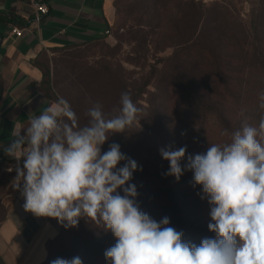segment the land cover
Returning a JSON list of instances; mask_svg holds the SVG:
<instances>
[{
  "label": "clouds",
  "instance_id": "9594fccd",
  "mask_svg": "<svg viewBox=\"0 0 264 264\" xmlns=\"http://www.w3.org/2000/svg\"><path fill=\"white\" fill-rule=\"evenodd\" d=\"M260 99L264 109V93ZM113 111L117 114L106 118L95 104L86 112L88 123L81 126L61 97L27 127L14 126V139L4 150L17 161L23 158L13 186L25 199V211L55 218L65 228L87 218L111 230L117 238L105 251L111 264H264V117L257 127L245 116L230 142L209 144L206 153L189 157L187 167L211 205L208 228L216 233L215 239L196 245L184 242L167 217L157 222L140 210L136 186L129 183L138 164L119 144L102 153L110 135L130 131L141 119L142 109L127 92ZM224 135H229L227 130ZM185 152L186 147L160 149L170 162L167 175L179 180ZM121 161L127 162L117 168ZM51 264L82 261L56 258Z\"/></svg>",
  "mask_w": 264,
  "mask_h": 264
},
{
  "label": "trees",
  "instance_id": "16d2710c",
  "mask_svg": "<svg viewBox=\"0 0 264 264\" xmlns=\"http://www.w3.org/2000/svg\"><path fill=\"white\" fill-rule=\"evenodd\" d=\"M121 1L116 0L114 5L117 14L120 13L117 4ZM143 2L149 6L155 4L154 0ZM219 8L226 11L220 16L228 17L210 18V13ZM186 9L183 18L174 24L173 52L161 66L164 85L158 81L146 82L133 89L114 71L105 68L91 71L92 77L104 79L94 87L100 94L99 101L89 102L82 110H73L83 126L89 120L86 116L88 109L105 101L111 110L118 108L121 94L125 92L141 109L153 107L148 101L152 94H156L160 105L165 103L167 106V101L171 112L165 124L156 118V125L148 128L140 113V121L130 131L110 135L101 151L105 152L104 146L114 140L122 144L123 153L138 164L129 183L136 186L135 200L140 210L157 222L167 217L168 226L182 232L184 242L199 245L205 238L215 239L216 233L208 228L213 222L211 205L204 196L202 185L195 184L193 170L187 167L189 157L206 153L209 144L230 142L231 133L239 129L245 116L257 127L264 117V109L259 106L264 93V0L255 3L246 25L232 19L221 5H215L210 12L203 4L190 0ZM130 10L126 9V14L133 16L134 12ZM1 23L17 26L22 22L0 14ZM182 27L183 31H180ZM2 38L0 34V40ZM99 40L102 39L89 44ZM79 47L54 50L53 58L60 52ZM53 58L50 62H43L40 89L56 103L58 96L50 78ZM114 91L118 92L117 96L102 97L105 92L112 94ZM116 114L112 111L110 117ZM225 130L229 135H224ZM134 136L137 141L130 149L127 144ZM169 147L173 150L186 147L185 156L180 161L183 174L179 180L167 175L170 162L160 153V149ZM126 162L121 161V167ZM20 167L23 168V162ZM13 174L17 175L16 170ZM117 191L124 195L122 188ZM116 241L111 230L80 218L76 227L61 226L56 238L47 244V257L41 264H51L56 258L70 260L74 257H79L82 264H111L105 251Z\"/></svg>",
  "mask_w": 264,
  "mask_h": 264
},
{
  "label": "crops",
  "instance_id": "0c3cea01",
  "mask_svg": "<svg viewBox=\"0 0 264 264\" xmlns=\"http://www.w3.org/2000/svg\"><path fill=\"white\" fill-rule=\"evenodd\" d=\"M43 2L49 12L36 24L32 0H0V14L22 22L0 24V264H41L47 244L62 226L55 218L25 211V199L13 186V171L23 158L17 161L4 150L14 139L16 124L27 127L31 118L55 104L40 89L43 62L52 60L54 50L105 38L115 12L112 0ZM13 28L23 30L22 37L12 35ZM21 135H26L23 129Z\"/></svg>",
  "mask_w": 264,
  "mask_h": 264
},
{
  "label": "rangeland",
  "instance_id": "374dc122",
  "mask_svg": "<svg viewBox=\"0 0 264 264\" xmlns=\"http://www.w3.org/2000/svg\"><path fill=\"white\" fill-rule=\"evenodd\" d=\"M189 1L154 0L155 4L149 6L143 0H122L117 4L119 14L116 13L114 6L115 12L108 36L95 43L60 52L53 58L50 78L53 80L57 99L64 98L72 109L78 110L87 107L91 101H99L100 94L94 90V87L104 79L92 77L91 71H101L104 68L117 73L124 83L133 89L142 87L146 82L152 84L158 81L164 85L161 66L173 52L174 24L183 18ZM193 1L208 7L210 12L215 9V5H221L232 19H237L239 23L246 25L258 0ZM112 2L115 5L116 0ZM126 9H131L134 15H127ZM123 10L124 13H121ZM221 13L226 14V11L216 9L210 13L212 14L210 18L228 17L220 16ZM180 31H183V27ZM111 95L117 96L118 92L114 91L112 94L105 92L102 97ZM154 95L152 94L148 99L153 103V107H142L141 111L143 124L148 128L156 125V118L161 119L165 124L171 112L167 107V101V106L165 103L160 105L159 99ZM100 105L106 117L110 118L113 110L106 101ZM136 141L137 137L134 136L127 144L128 148L132 149L131 146ZM112 143H117V140L106 144L105 152ZM119 145L123 153L125 150L122 149V144ZM122 165L120 162L117 168Z\"/></svg>",
  "mask_w": 264,
  "mask_h": 264
},
{
  "label": "built area",
  "instance_id": "2783aa9c",
  "mask_svg": "<svg viewBox=\"0 0 264 264\" xmlns=\"http://www.w3.org/2000/svg\"><path fill=\"white\" fill-rule=\"evenodd\" d=\"M32 1L34 2L35 8H36V13L33 17V21L36 24H39L41 22L42 18L48 14L49 10H48V7L44 4L43 0H32ZM11 33H12V35L20 38L23 35V30H21L19 28H13ZM104 34H105V36H108L110 34V32L106 31ZM13 167H14V165L12 164V165H10L9 169L10 168L12 169ZM9 169H8V171H9Z\"/></svg>",
  "mask_w": 264,
  "mask_h": 264
}]
</instances>
